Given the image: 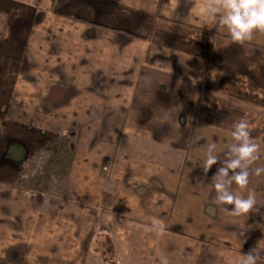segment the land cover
<instances>
[{
  "label": "crops",
  "instance_id": "crops-1",
  "mask_svg": "<svg viewBox=\"0 0 264 264\" xmlns=\"http://www.w3.org/2000/svg\"><path fill=\"white\" fill-rule=\"evenodd\" d=\"M206 4L0 0V157L58 152L78 134L110 136L124 163L118 177L86 176L85 208L60 222L13 211L28 188L0 177V264H236L254 247L264 264V174L231 186L258 209L233 216L213 202L221 165L202 168L210 144L226 159L241 119L259 146L251 167L264 166V33L234 43Z\"/></svg>",
  "mask_w": 264,
  "mask_h": 264
},
{
  "label": "rangeland",
  "instance_id": "rangeland-1",
  "mask_svg": "<svg viewBox=\"0 0 264 264\" xmlns=\"http://www.w3.org/2000/svg\"><path fill=\"white\" fill-rule=\"evenodd\" d=\"M109 138L110 136L69 135L62 138L58 152L40 153L38 145L37 148L27 145L29 159H19L18 157L16 159L15 155L5 159L0 157V177L6 174L12 180L19 181L9 185L28 188L25 192L28 196L26 204L20 203L19 200L16 201V206L12 208L13 211L25 210L23 217L27 218L26 211L31 213L33 210L42 208L45 213L57 214L56 222H60L58 219L63 220L64 217L58 216L57 212L69 211L68 207L76 205L79 209H84L86 202L84 199L85 177L90 179L91 176L94 177L96 174L101 175L102 173L104 177L115 178L124 169L121 167L124 163L121 162L120 165H117L114 161L116 157L114 155L110 157L107 152L108 146L112 143L108 140ZM30 149L32 150L30 151ZM43 156L46 157L43 158ZM49 160L52 162L51 164H48ZM86 160L92 161L93 165L97 164V166L86 167L84 164ZM108 161L114 163L105 167ZM90 181L92 182V178ZM45 223L48 222L45 221ZM62 223L64 222L62 221ZM92 247H96V245ZM96 248L105 253L103 247Z\"/></svg>",
  "mask_w": 264,
  "mask_h": 264
},
{
  "label": "clouds",
  "instance_id": "clouds-1",
  "mask_svg": "<svg viewBox=\"0 0 264 264\" xmlns=\"http://www.w3.org/2000/svg\"><path fill=\"white\" fill-rule=\"evenodd\" d=\"M203 12L219 30H226L234 43L242 45L252 41L256 33H264V0H207ZM231 138L235 143L229 146L223 160L216 154V145H208L202 168L207 174L213 165H221L213 176L217 194L213 202L215 205H231L230 209L225 207L224 210L240 216L256 209V194L249 190L245 197L233 193L230 188L235 184L241 190L246 189L251 175L264 174V166L251 167L259 159V146L253 142L246 120L241 119L232 125ZM259 260V252L254 247L241 254L236 264H258ZM161 264H170V261L162 257Z\"/></svg>",
  "mask_w": 264,
  "mask_h": 264
},
{
  "label": "trees",
  "instance_id": "trees-1",
  "mask_svg": "<svg viewBox=\"0 0 264 264\" xmlns=\"http://www.w3.org/2000/svg\"><path fill=\"white\" fill-rule=\"evenodd\" d=\"M10 152H13V149H11V150H9ZM30 151H31V149H30ZM29 154V153H28ZM17 155H18V153H17Z\"/></svg>",
  "mask_w": 264,
  "mask_h": 264
}]
</instances>
